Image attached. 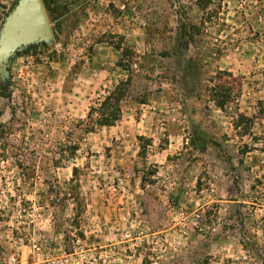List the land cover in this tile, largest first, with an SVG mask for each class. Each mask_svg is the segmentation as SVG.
<instances>
[{"label": "rangeland", "instance_id": "rangeland-1", "mask_svg": "<svg viewBox=\"0 0 264 264\" xmlns=\"http://www.w3.org/2000/svg\"><path fill=\"white\" fill-rule=\"evenodd\" d=\"M42 3L0 78V264H264V0Z\"/></svg>", "mask_w": 264, "mask_h": 264}, {"label": "water", "instance_id": "water-1", "mask_svg": "<svg viewBox=\"0 0 264 264\" xmlns=\"http://www.w3.org/2000/svg\"><path fill=\"white\" fill-rule=\"evenodd\" d=\"M52 39L42 0H17L0 29V78L8 76L11 59L17 52Z\"/></svg>", "mask_w": 264, "mask_h": 264}, {"label": "trees", "instance_id": "trees-1", "mask_svg": "<svg viewBox=\"0 0 264 264\" xmlns=\"http://www.w3.org/2000/svg\"><path fill=\"white\" fill-rule=\"evenodd\" d=\"M116 94H111L104 98V101L97 108H91L89 114L96 112L100 114V125L111 126L119 119L118 99ZM112 102V103H111ZM101 110V113H100Z\"/></svg>", "mask_w": 264, "mask_h": 264}, {"label": "built area", "instance_id": "built-area-1", "mask_svg": "<svg viewBox=\"0 0 264 264\" xmlns=\"http://www.w3.org/2000/svg\"><path fill=\"white\" fill-rule=\"evenodd\" d=\"M14 262V261H13Z\"/></svg>", "mask_w": 264, "mask_h": 264}]
</instances>
